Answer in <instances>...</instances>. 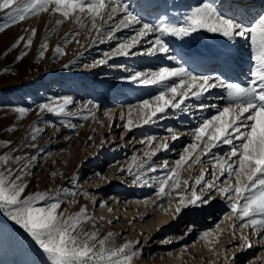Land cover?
Listing matches in <instances>:
<instances>
[{"label": "rangeland", "instance_id": "rangeland-1", "mask_svg": "<svg viewBox=\"0 0 264 264\" xmlns=\"http://www.w3.org/2000/svg\"><path fill=\"white\" fill-rule=\"evenodd\" d=\"M205 1L223 12L228 6L227 3L221 6V0H202ZM125 2L130 10L138 6L130 0ZM183 2L180 0L178 5ZM165 5L171 17L163 21L182 24L185 16L178 11L179 6L174 0H165ZM139 10L136 8L135 12ZM7 11L0 12V23L4 22ZM58 19H62L59 14L53 16L42 12L0 32V157L6 154L13 159L17 156L36 157L28 169L31 174L24 178L27 188L23 196L36 193H47L50 197L59 195L63 201L61 211L66 215L78 213L86 207L95 224L94 228L92 222L85 225L89 232L98 231L99 239L109 233L114 234L109 248L130 242L135 245L133 250L138 255L133 257L131 264H232L233 261L234 264H264V242H260L256 234H251V226L233 231V225L240 223L235 217L220 223L224 215L230 213L223 199H215L210 208L202 206L197 217L192 215L197 210L182 209L179 221L174 220L178 193L186 187L183 181H189L198 195L207 198L209 193H200L199 186H195L190 178L198 177L202 170L205 180H211L209 173L219 172L218 168L213 169L211 155H201V159L206 161L203 169L193 163L191 168L180 170L181 187L171 193V205L156 194L154 178L164 175V164L174 168L175 161L181 155H187L184 149L191 143H199L193 140L192 130L200 121L195 119L197 123L194 127H186L182 132L178 124L183 119L173 115L169 109L167 116L158 114L159 119L144 124L143 112L147 110L136 106L153 98L160 89L155 85L129 82L127 77L129 70L149 72L178 65L161 56H112L108 59L105 53L111 54L117 48L122 42L120 37L113 40L105 38L103 43L94 42L96 32L91 29V22L81 28L69 19L57 26ZM32 28L36 29L32 45L25 48L21 42L14 48L18 38H27L30 35L28 30ZM90 30L91 36L88 35ZM124 30L116 31L115 36L125 33ZM76 31L79 35L65 43V37ZM128 35L134 36L135 31L128 32ZM210 35L201 31L191 38L166 36L165 39L172 50L205 54V45L211 41L213 34ZM42 42H47L48 48L40 57ZM57 46L66 54L57 53ZM137 48L143 51L140 45ZM24 52L28 54L18 60L17 57ZM102 59H107V64L97 63ZM250 59L253 61L245 70L248 74L258 67L253 55ZM56 78L62 79L61 85L55 83ZM126 87H129L126 90L128 95L120 96V90ZM139 89H143L142 92L139 93ZM134 94L140 96L133 99ZM217 96L215 93V98ZM64 98H70L74 103L67 106L61 115L39 108L42 104L52 107L62 105ZM17 108L28 111L21 114L15 111ZM138 112L142 114L138 116ZM215 114L216 110L209 117ZM129 119L132 120L131 125L128 124ZM169 128L177 130V136L182 134L177 143L167 131ZM33 135L36 136L35 141ZM153 137L156 139L149 144V139ZM165 143L167 149L160 147L151 158L155 172L146 171L140 181H134L128 171H122L131 168L132 173H136L148 161L145 153ZM226 149V145L222 146L217 153ZM199 153V150L193 153V157ZM10 166L14 170L20 167L15 163ZM230 182L234 183V180ZM168 183L170 185L172 181ZM60 189H67L68 192H60ZM194 218L197 220L196 229L185 235L184 225ZM206 230L214 231L202 239L200 233ZM242 235L256 240L253 248L243 246L244 241L239 238ZM27 236L19 225L0 213V264H48L42 250L36 244L35 247L34 241ZM136 241L139 243L135 244Z\"/></svg>", "mask_w": 264, "mask_h": 264}, {"label": "snow or ice", "instance_id": "snow-or-ice-1", "mask_svg": "<svg viewBox=\"0 0 264 264\" xmlns=\"http://www.w3.org/2000/svg\"><path fill=\"white\" fill-rule=\"evenodd\" d=\"M223 3L224 0L221 6ZM6 9L9 11L3 17L4 22L0 23V32L42 12L53 16L59 14L62 19L56 20L57 26L69 19L79 24L81 28L91 22V29L96 32L94 42L103 43L105 38L116 39L115 32L121 29L134 30V36L120 42L111 54L105 53L108 59L112 56L148 55L174 61L178 66L172 68L161 67L149 72L129 70L130 75L127 77L129 82L155 85L160 89L153 98L143 100L136 106L141 110H147L143 112L144 124L159 119L158 114L167 116L169 109L175 115L176 112L190 113L194 108L201 111L214 108L216 114L204 118L192 130L193 140L199 143L189 144L184 149L187 155H181L180 159L175 161L174 168H170L167 163L164 164V175L154 178L156 194L171 205V193L181 187L180 170L191 168L193 163L203 169L206 162L199 154L193 157V153L199 150L205 157L211 155L213 169L218 168L219 172L209 173L212 176L211 180H205L203 171L198 177L190 178L195 186H199L200 193L205 191L209 193L207 198L198 195L189 181H183L186 187L178 193L179 202L175 206L177 215L174 220L179 221L182 209L189 208L197 210L192 212L193 217H197L202 211V206L210 208L212 202L220 198L226 201L230 209V213L224 215L220 223L235 217L240 223L233 225V231H242L251 226V234H256L259 241L264 242V14L259 15L252 25H247L239 22L234 15H226L214 4L202 2L201 6L192 9L185 16L182 24L176 25L165 21L150 24L130 10L125 0H0V12ZM228 11H234L233 3L229 4ZM28 31L30 35L27 38L19 37L17 43L13 45L14 48L21 42L25 48L32 45L36 29ZM201 31L217 34L230 42H235L238 38L250 42L253 58L258 61V67L252 71V79L247 86L228 83L219 76L194 74L172 54L166 36L184 39L191 38L193 34ZM77 35L79 31L68 34L65 43L71 42ZM88 35L91 36V30ZM152 36L155 39H150ZM145 44L149 46L144 47ZM138 45L143 51L137 48ZM41 48L43 51L40 52V57H43L44 51L48 48L47 42H42ZM132 49L136 51L132 52ZM55 51L66 54L60 46H57ZM27 54L24 52L17 59H22ZM97 63L107 64V59ZM216 88L225 90L224 96L221 97L224 101L223 107L204 103L207 95ZM195 101L200 103L196 104ZM73 103L72 99L64 98L62 105L52 107L42 104L39 108L41 111L47 110L61 115L65 113L67 106ZM15 111L23 114L28 109L17 108ZM141 114L137 113L138 116ZM128 124H132L131 119ZM167 131L173 140L178 139L177 130L169 128ZM32 139L35 141L36 136L33 135ZM152 139L156 138H150L149 144ZM225 145L226 150L220 153L213 151ZM160 147L167 149L168 146L156 145L155 149L146 152L148 161L142 164L136 173H132L131 168L122 171H128L134 181H140L142 173L146 171L155 172L156 167L151 158ZM35 159L36 157L23 156L13 159L8 154L0 157V213L14 221L31 237L46 256L48 264H131L133 257L138 255L133 250L135 245L130 242L120 247L109 248V241L114 234L109 233L103 239H99L98 231L89 232L85 225L92 222L94 228L95 224L94 217L88 215L86 207H82L78 213L66 215L61 211L63 201L59 199V195L50 197L47 193H36L23 196L27 188L24 178L31 174L28 169ZM12 163L20 167L14 170L10 166ZM170 180L172 183L169 185ZM233 180L234 183H231ZM59 191L68 192L67 189ZM100 206L105 207L104 204ZM196 224L195 218L186 223L185 235L194 231ZM216 227L219 228V224ZM211 231L214 230L201 232V238L209 237ZM239 238L244 241V247L252 246L246 236L242 235ZM138 243L139 241L135 242Z\"/></svg>", "mask_w": 264, "mask_h": 264}, {"label": "bare ground", "instance_id": "bare-ground-1", "mask_svg": "<svg viewBox=\"0 0 264 264\" xmlns=\"http://www.w3.org/2000/svg\"><path fill=\"white\" fill-rule=\"evenodd\" d=\"M130 1L131 3L136 2V4H138L137 7L132 8V11L135 12L136 8H140V10L135 13L139 14L144 21L150 24H157L167 18L169 20L171 17L170 12L166 8L165 0ZM179 1L180 0H174L175 4L179 6L178 11H180L184 16H186L192 9L196 8L197 4L202 2V0H184L182 4L178 5ZM204 3L207 2L205 1ZM224 3L228 4L226 11H224L226 15H234L239 22L247 25H252V21L264 12V0H224ZM230 3H233L234 11H228ZM152 16L155 18L153 19ZM132 31V29H126L124 30L125 33L116 37H120L119 39L124 41L126 38L131 37L128 35V32ZM204 52L205 54H201L199 52L192 54L186 53L185 51L178 52V50H172V54L177 58H181L182 61L184 60V66L194 74L219 76L222 80L228 83L240 84L242 86H247L249 81L252 79V74H248V71H245L247 69V65L253 61L250 59V55H253V51H251L250 42L248 40L238 38L235 42H230L222 36L213 34L211 41L205 45ZM55 83L57 85H61L62 79L56 78ZM128 88L129 87H126L125 89L120 90V96L126 97L128 95L126 93ZM142 90L143 89H139V93L142 92ZM215 93L218 94L216 98ZM224 94L225 90L223 88L213 89L211 94L207 95V99L205 100L207 103L205 104L212 105L211 101H213L216 105L224 106V101L221 100V97L224 96ZM134 95L133 99L140 96L139 94ZM195 103L199 104L200 102L195 101ZM214 111V108H206L203 111L199 110V108H194L190 113L176 112L175 115L183 119L180 122L181 125L178 124V127H180V130H183L182 132H185L184 129L186 127L193 128L197 121L201 122L204 118H210L209 116ZM195 119H197L196 122L194 121ZM181 135L182 134H178V139ZM178 139L176 140V143L179 141ZM214 150L215 152H218V149ZM199 155L201 156L203 153L200 152ZM166 221L168 222L169 219L167 218ZM250 241L252 243L251 247L253 248V244L256 243V240L254 239L253 241ZM233 253L235 254L236 252Z\"/></svg>", "mask_w": 264, "mask_h": 264}, {"label": "water", "instance_id": "water-1", "mask_svg": "<svg viewBox=\"0 0 264 264\" xmlns=\"http://www.w3.org/2000/svg\"><path fill=\"white\" fill-rule=\"evenodd\" d=\"M4 222V221H3ZM5 223V222H4ZM10 227H12L13 229H15L13 226L10 225ZM29 239H31L29 236H27ZM33 242V241H32ZM34 246H35V243L33 242ZM36 247V246H35Z\"/></svg>", "mask_w": 264, "mask_h": 264}]
</instances>
